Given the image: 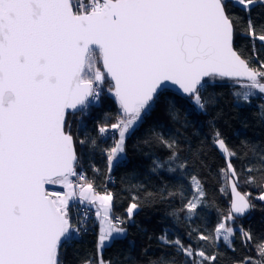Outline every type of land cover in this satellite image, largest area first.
I'll use <instances>...</instances> for the list:
<instances>
[{
  "label": "snow or ice",
  "instance_id": "obj_1",
  "mask_svg": "<svg viewBox=\"0 0 264 264\" xmlns=\"http://www.w3.org/2000/svg\"><path fill=\"white\" fill-rule=\"evenodd\" d=\"M256 8H264V0H0V264H62V246L87 233L93 210L97 250L81 264H113L103 251L126 236L140 197L133 195L125 216H118L115 193L106 187L98 191L94 179L77 171V144L91 151L98 145L95 139L74 138L69 115L86 109L89 97L98 99L108 78L121 109L116 123L98 127L101 135L115 134L112 146L102 150L111 173L126 159L127 139L143 126L169 84L178 86L193 111L204 113L215 102L203 95L209 86L206 77L240 84L246 91L233 93L238 103L264 95V59L256 49L259 42L264 52V22L254 19ZM234 9L243 15H235ZM241 23L253 46L247 58L234 47ZM165 110L180 122L173 102ZM148 131L144 142L159 143L170 153L154 162L153 171H179L187 178V189L183 184L175 190L165 186L158 198L165 199L167 191V198L180 202L172 215L182 213L194 222L207 196L195 171L206 166L202 150L181 155L176 138L166 139L155 127ZM211 139L224 155L219 176L221 191L232 195L227 213L208 234L200 228L189 231L187 244L162 234L165 251L148 264H180L179 256L183 264H228L226 254L218 255L221 248L235 252L237 235L244 246L253 241L252 232L237 224L255 208L251 192L242 193L239 187H257L256 199L264 201V155L255 147L247 159V153L238 155L218 130ZM51 185L66 191L53 192ZM73 206L85 210L74 217ZM255 250L259 259L246 256L232 264H264V240Z\"/></svg>",
  "mask_w": 264,
  "mask_h": 264
},
{
  "label": "trees",
  "instance_id": "obj_2",
  "mask_svg": "<svg viewBox=\"0 0 264 264\" xmlns=\"http://www.w3.org/2000/svg\"><path fill=\"white\" fill-rule=\"evenodd\" d=\"M233 12L238 17L243 15L238 9H234ZM253 17L257 23L264 22V8H256ZM245 27L244 23L237 25L234 43L236 49L247 58L252 55L253 46L252 41L242 34ZM261 47L262 45L256 42L259 57L264 59V52L260 51ZM253 63L255 64L256 61ZM106 80L108 86L104 88L100 101L92 105L88 112L70 114L68 118L71 131L77 140L91 138L95 139L98 145L95 151H91L87 146L77 144L80 156L77 169L85 173L90 171L93 175L90 179L95 180L97 190L104 191L106 187L107 190L115 193L114 213L118 216H125L133 195L140 197V208L136 210L126 236L106 247L103 256L106 260L111 259L113 264H148L149 260L158 259L165 251L159 239L162 234L167 233L169 240L179 237L187 244L190 242L187 235L189 231L200 228L208 234L219 222L222 214L227 213L232 195L221 191L223 184L219 176V170L225 165L224 155L213 146L211 137L214 130L220 131L226 143L238 150V155L248 154L246 159L252 156L250 151L252 147H255L259 154L264 155V109L261 108L264 105V95L257 94L251 98L250 103H238L233 93L246 91L240 84L229 78L216 80L207 78L209 86L203 95L213 96L215 102L204 113L193 111L191 102L181 93L165 89L160 103L143 126L127 139L126 159L108 173L107 160L102 150L112 146L115 134L109 131L101 135L98 127L116 123L121 109L115 95L109 91L111 82L107 77ZM169 101L174 103L176 110L181 114L180 122L171 119L165 110V104ZM153 127L166 139L176 138L181 155H188L189 149L193 152L201 149L203 152L201 159L206 166L197 167L195 171L204 184L207 194L206 204L200 210V216L194 218V222L186 220L182 213H178V218L172 215L180 208L179 199L167 198V191L164 192L165 199L158 198L160 190L165 186L169 190H175L180 184L186 189L188 185L187 178H181L179 171L176 173L168 172L166 169L153 171L154 162L164 161L170 154L169 150L159 143L144 142L149 136L148 130ZM244 141L248 143L245 144ZM93 167L98 168L99 173H95ZM135 186H142L143 190L134 191ZM239 189L243 193L251 192L255 208L251 210L250 215L239 218L237 224L250 230L254 239L244 246L237 235L234 242L235 252L221 248L218 255L226 254L228 264L246 256L259 259L255 244L264 240V201L256 199L259 189L245 184H241ZM148 193L154 194V197H149ZM89 219L94 236L97 237L98 221L95 213H92ZM76 241L64 244L61 255L72 252L77 245ZM193 247H196L195 243ZM212 250L210 247H205V251ZM167 251L173 250L167 249ZM177 260L183 264L184 257L179 256ZM221 264H224L223 260Z\"/></svg>",
  "mask_w": 264,
  "mask_h": 264
},
{
  "label": "rangeland",
  "instance_id": "obj_3",
  "mask_svg": "<svg viewBox=\"0 0 264 264\" xmlns=\"http://www.w3.org/2000/svg\"><path fill=\"white\" fill-rule=\"evenodd\" d=\"M97 67L100 68L101 71H104L102 65L98 64ZM106 78L105 81L103 83V88H102V92L104 90L105 87L108 86L107 82H106ZM243 82V81H242ZM114 94V93H113ZM101 96H99V101L101 99ZM98 101V102H99ZM97 102V103H98ZM92 105H89L86 109L82 110L81 112L84 113L88 112L91 109ZM89 109V110H88ZM77 171H80L77 169ZM89 173V175H88ZM88 173H86L89 178H91L93 175L90 173V171H88ZM99 190V189H98ZM100 191V190H99ZM84 210L80 209L79 206H73L72 207V214L75 217L77 213H82ZM91 213H94V211H90L89 214V218L92 217ZM92 227L90 226V222H88V231L87 233H82L81 237L77 239L76 241V246L74 248V250L72 252L68 253H64L60 256L62 264H81V260L87 256H95L96 254V240L97 237L94 236V232L91 229Z\"/></svg>",
  "mask_w": 264,
  "mask_h": 264
},
{
  "label": "built area",
  "instance_id": "obj_4",
  "mask_svg": "<svg viewBox=\"0 0 264 264\" xmlns=\"http://www.w3.org/2000/svg\"><path fill=\"white\" fill-rule=\"evenodd\" d=\"M102 88H103V87H102ZM102 88H101V91H100L99 96L102 94V93H101V92H102ZM98 101H99V98L96 99V98L90 97L89 102H88V106H89V105L97 104ZM88 106H87V107H88ZM73 179L75 180L74 177H73ZM56 186H57V187H55V188H53V189H50V190L53 191V192H61V193H63L64 191H66V189H65L63 186H61V185H56ZM79 208L82 209V210H85L82 206H79ZM91 215H92V213H91ZM88 216H90L89 213H88Z\"/></svg>",
  "mask_w": 264,
  "mask_h": 264
},
{
  "label": "water",
  "instance_id": "obj_5",
  "mask_svg": "<svg viewBox=\"0 0 264 264\" xmlns=\"http://www.w3.org/2000/svg\"><path fill=\"white\" fill-rule=\"evenodd\" d=\"M234 47H235V43H234ZM236 48V47H235ZM208 77H206L205 79H207ZM167 89H172V90H175V91H177L178 93H180V91H179V89H178V86H176V85H172V84H169V86H168V88ZM89 99H90V97L88 98V102H89ZM87 102V103H88ZM79 112H81V111H77V112H75V113H79ZM69 118V117H68ZM75 138V137H74ZM77 153H78V151H77ZM49 187V189H53V188H55V187H57L56 185H51V186H48ZM239 191H241L240 189H239ZM242 192V191H241ZM243 193V192H242ZM251 212V211H250ZM250 212L248 213V214H246L245 216H248V215H250ZM245 216H243V217H245Z\"/></svg>",
  "mask_w": 264,
  "mask_h": 264
},
{
  "label": "bare ground",
  "instance_id": "obj_6",
  "mask_svg": "<svg viewBox=\"0 0 264 264\" xmlns=\"http://www.w3.org/2000/svg\"><path fill=\"white\" fill-rule=\"evenodd\" d=\"M101 93L103 94V92H101ZM102 94H101V95H102ZM77 215H79V213H77L76 216H77ZM89 220H90V219H89Z\"/></svg>",
  "mask_w": 264,
  "mask_h": 264
},
{
  "label": "crops",
  "instance_id": "obj_7",
  "mask_svg": "<svg viewBox=\"0 0 264 264\" xmlns=\"http://www.w3.org/2000/svg\"><path fill=\"white\" fill-rule=\"evenodd\" d=\"M96 221H97V218H96ZM81 261H82V260H81ZM81 261H80V262H81Z\"/></svg>",
  "mask_w": 264,
  "mask_h": 264
}]
</instances>
